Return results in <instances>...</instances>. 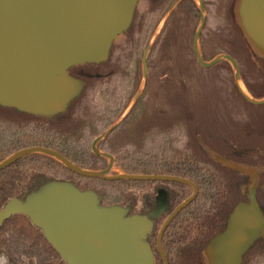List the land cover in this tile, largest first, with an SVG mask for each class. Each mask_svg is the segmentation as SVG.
<instances>
[{"label": "trees", "instance_id": "trees-1", "mask_svg": "<svg viewBox=\"0 0 264 264\" xmlns=\"http://www.w3.org/2000/svg\"><path fill=\"white\" fill-rule=\"evenodd\" d=\"M148 1L152 7L146 21L136 25L133 19L122 34L128 37L125 49L116 55L110 51L101 64L69 70L83 82V90L63 112L43 117L0 106V163L22 149L44 147L83 170L103 171L112 164L113 175L161 174L189 179L199 186V194L168 227L162 246L169 264H207L202 249L223 230V214L247 200L244 190L248 181L217 163L205 147L233 162L263 167L264 125L252 116L264 109V104L248 102L232 77L218 73L222 65L230 71L229 61L209 68L198 64L192 41L199 21L196 0H180L166 18L146 54L145 87L132 102L141 74L139 63L133 72L131 64L141 56L143 59L155 27L176 0ZM235 1L203 0L206 17L198 50L205 62L219 53L230 55L240 67L246 92L253 99H263L264 56H257L241 34L233 12ZM88 66L95 68L93 72L85 69ZM106 79L114 81L106 93L107 105L99 106L96 87ZM51 181L94 191L103 206L129 205L128 213L136 215L147 212L156 186L175 187L180 193L175 204L191 192L188 186L175 182L83 176L50 155L32 152L0 170V210L8 200L24 199ZM218 181L222 184L219 190ZM260 192H264V180L256 192L264 210ZM149 234L147 243L155 263ZM0 253L7 264H66L42 231L22 214L11 216L0 227ZM156 259L162 264L158 256ZM262 263L264 238L258 239L242 260V264Z\"/></svg>", "mask_w": 264, "mask_h": 264}, {"label": "water", "instance_id": "water-1", "mask_svg": "<svg viewBox=\"0 0 264 264\" xmlns=\"http://www.w3.org/2000/svg\"><path fill=\"white\" fill-rule=\"evenodd\" d=\"M138 1L0 0V106L43 117L63 112L83 90V82L71 76L69 70L79 65L106 62L113 42L130 28ZM197 1L200 26L194 34L193 48L198 64L209 68L223 60L229 61L245 99L255 105L264 104V98L253 99L242 91L238 64L230 55H218L208 62L202 60L198 39L205 24V10L203 1ZM236 14L243 33L264 56V0H238ZM148 49L142 59L144 81ZM139 95L140 92L134 101ZM32 152L50 155L73 172L87 177L191 184L186 179L165 175H108L111 165L103 171L83 170L58 152L44 147L14 153L0 163V170ZM256 184L252 178L247 200L235 206L226 228L207 244L208 264H241L248 249L264 238V210L256 198ZM194 189V194L180 204L171 217L195 197V186ZM17 214L27 216L42 231L66 264H154L146 242L151 231L147 218L129 214L128 209L121 206L101 205L94 191L51 181L24 199L8 200L0 210V227ZM166 225L167 222L158 236L164 264L168 261L159 242Z\"/></svg>", "mask_w": 264, "mask_h": 264}, {"label": "flooded vegetation", "instance_id": "flooded-vegetation-1", "mask_svg": "<svg viewBox=\"0 0 264 264\" xmlns=\"http://www.w3.org/2000/svg\"><path fill=\"white\" fill-rule=\"evenodd\" d=\"M237 2H238V0H236L235 3H234V7H233L234 14H235ZM203 6H204V3H203ZM96 141H97V138L94 140V143ZM216 158H219V159L217 160ZM216 158L214 160L217 163H219L220 165L232 170L234 173H239V174L243 175L247 179L248 184L245 186V190H244V192L247 193L248 187H249V185L252 182V170H247V169L241 170V169H238L237 168L238 165H244V164H239V163L233 162V161L229 160L228 158H226L224 156L218 155ZM111 166H112V164H111ZM111 166H110V169H111ZM244 166L252 168V166H250V165H244ZM110 169H109V171H110ZM261 172L262 171H258V173H257V177H256L257 178L256 192L258 190V187L260 186V183L261 182L263 183V180H264V175H261ZM108 175H113V174H108ZM151 175H161V174H151ZM165 176H170V175H165ZM172 177H177V176H172ZM177 178H181V177H177ZM182 179H186V178H182ZM186 180L189 181L191 184L184 183V182H178V181L150 180V181H154V182H175V183H181V184H184V185L188 186L191 189L190 194L186 198L182 199L180 202L175 204V201L179 199V195H180L179 191L175 187L156 186V187H154L153 196L147 202V206H148L147 212L140 214L141 216L148 215L150 217L151 231H150V234L148 236V240H149L150 244L151 243L154 244L152 249H155V251H156V253L153 251L154 252V258H155V263L154 264H159L157 259H156L157 256H158V259L161 261V263L164 264L163 260H162V257H161V254L159 252V248H158V236H159L163 226L167 222V225H166V227L164 228V230H163V232L161 234V238H160V242L159 243H160L161 250H162V252L164 253V255H165L166 259H167V256H166V254L164 252V249H163V246H162V240H163L164 234H165L166 230L168 229V227L178 217V215L181 212H183V210H185V208H187V206H189L190 203L193 202V200L195 198H197V196L199 194V191H200L199 186L196 183H194L193 181L189 180V179H186ZM233 181H234L233 185H235V180H233ZM193 185L197 189L195 197L186 206H184L174 216L171 217V215L173 214L175 209L180 204H182L183 202L188 200L194 194V190L195 189H194ZM221 186H222L221 182L218 181V185H217L218 190L222 188ZM234 188H235V186H234ZM230 189H231V187L229 188V191H230ZM235 206H234V208H235ZM123 207L129 209V205H125ZM156 209H160V211L157 213V212H155ZM233 209H232V211H233ZM231 212H226V213L223 214L224 219H225L223 230L226 228V226L228 224V219H229V216H230ZM221 232H219V233H221ZM219 233H215L214 236L219 234ZM209 241H208V243H209ZM146 242H147V236H146ZM207 244L203 247L202 253H203V256L206 259V262L208 264L207 255H206V246H207ZM167 261H168V259H167ZM168 264H169V262H168Z\"/></svg>", "mask_w": 264, "mask_h": 264}, {"label": "rangeland", "instance_id": "rangeland-1", "mask_svg": "<svg viewBox=\"0 0 264 264\" xmlns=\"http://www.w3.org/2000/svg\"><path fill=\"white\" fill-rule=\"evenodd\" d=\"M173 4L166 9V11L163 14L162 18L160 19V21L158 22L157 26L155 27V29H154V31H153V33H152V35H151V37H150V39L148 41V44L146 46V48L148 47L149 50H150L152 44L154 43V41L156 40V38H157V36H158V34H159V32H160V30H161V28H162L165 20H166V18L169 16V14L172 12V10L174 9V7L176 6V4L174 6H173ZM196 6H197V9H198V12H199V21H198L197 27H196V29L194 31V34L197 31L198 27L200 26V9H199V4H198V1L197 0H196ZM151 7H152V5L149 3L148 0H139L138 1V4L136 6V10H135V15H134V23L136 25H140L142 22L146 21V19L149 17V10H151ZM234 15H235L236 24L239 26L240 31H241V34L243 35L244 39L249 44V46L251 47V49L253 50V52L257 56H261L262 57L263 55L260 54L252 46V44L249 42V40L247 39V37L243 33V31H242V29H241V27L239 25V20L237 18L236 10H235V14ZM205 17H206V12H205ZM194 34H193V38H194ZM193 38H192V41H193ZM127 43H128V37L126 35L119 36L113 42L111 53H114V55L118 54L119 52H121L123 49L126 48ZM223 54H225V53H219L216 56L223 55ZM141 60H142V56L140 57V59L138 61L136 59H134L133 62H132V64H131V67H130L131 72H133V70L136 68V66H137L138 63H139V66H140L141 79H140V82L138 83V86H137V89L135 91L134 97H135V95L138 92H140V94L142 93V91H143V89L145 87V84H146V82L144 81V78H143V64H142ZM223 61H225V60H223ZM223 61H221V62H223ZM221 62H219V63H221ZM238 68H239V75H240V67L238 66ZM85 69L86 70H89L90 69V71L93 72V70L95 68H92V66H88ZM100 69H102V67H100L99 70ZM147 73H148V69H147ZM218 73L221 76H223V77H232V79H234L235 85H237L236 80H235V71H234V69H233V67H232L231 64H230V71H228L226 69V66L225 65H222L220 68H218ZM112 82L110 81V79H106L104 85H97L96 90L99 92L98 93V97H99L98 98V102H99L98 105L99 106H106L107 105V102H106L107 101L106 93H107V91L110 88L109 86H111L113 84ZM109 83H110V85H109ZM239 84L240 85L243 84L242 83V80H241V76H240V79H239ZM246 94L249 97H251L250 94H248V93H246ZM133 100L134 99H132V102H133ZM255 113H253V116L252 117H254V120H257L258 121L257 123H259V124H261L263 126L264 125V109L257 110V111H255ZM205 151L213 159H215L218 156V154H216L214 151H212L209 147H205ZM216 159L218 160L219 158H216ZM237 168L238 169H241V170H244V169L252 170V178H254L256 180V182H257V178L256 177H257L258 171H263L264 170V166L263 167H260V166H252V168H250V167H247V166H244V165H238ZM108 174H111L110 171L108 172ZM259 196H260L261 199H264V192H260L259 193ZM159 211H160V209H156L155 212L158 213ZM144 217H146L147 220L150 223V217L148 215H145ZM0 264H7V259H6L5 255L2 254V253H0Z\"/></svg>", "mask_w": 264, "mask_h": 264}, {"label": "bare ground", "instance_id": "bare-ground-1", "mask_svg": "<svg viewBox=\"0 0 264 264\" xmlns=\"http://www.w3.org/2000/svg\"><path fill=\"white\" fill-rule=\"evenodd\" d=\"M240 87L244 93H247L243 85H240Z\"/></svg>", "mask_w": 264, "mask_h": 264}]
</instances>
